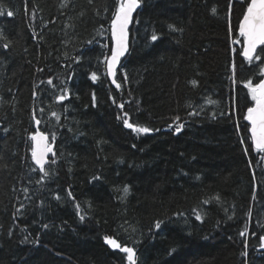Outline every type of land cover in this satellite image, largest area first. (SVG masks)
<instances>
[{
    "label": "trees",
    "instance_id": "16d2710c",
    "mask_svg": "<svg viewBox=\"0 0 264 264\" xmlns=\"http://www.w3.org/2000/svg\"><path fill=\"white\" fill-rule=\"evenodd\" d=\"M114 7L0 0V264H128L106 238L136 264H264V154L244 119L264 54H237L245 4L140 0L120 89L103 63ZM35 120L55 146L47 175Z\"/></svg>",
    "mask_w": 264,
    "mask_h": 264
},
{
    "label": "snow or ice",
    "instance_id": "6c2138e0",
    "mask_svg": "<svg viewBox=\"0 0 264 264\" xmlns=\"http://www.w3.org/2000/svg\"><path fill=\"white\" fill-rule=\"evenodd\" d=\"M91 3L92 0H89ZM240 3L245 4V10L242 14V19L238 23V34L243 38V48L242 52H238V55L243 56L244 60L248 62L249 65L253 61H261V54H264V0H239ZM140 0H115V7L111 14V49L110 55H106L103 63L105 64V75L110 77L112 83L115 85L116 89L121 88V83L117 81L118 66L120 65L121 57L127 51V41H128V28L129 24L132 22L133 13L139 7ZM231 10V5L229 6V12ZM215 9L213 13L215 14ZM3 11H0V15H3ZM7 16L12 17L13 12L8 11ZM172 31L176 29L169 25ZM151 39L156 41L158 37L153 34ZM91 43V42H89ZM233 43L239 44L241 41L234 40ZM7 48V45L4 46ZM102 47H107V45H102ZM260 49V52L257 49ZM77 62H79L77 60ZM233 73L235 72V64L232 65ZM42 71V69H41ZM258 74L264 76V66L258 65ZM91 79L95 82L98 76L95 72L91 74ZM124 80H127L125 74ZM52 84V80L48 81ZM244 87L248 89V94L250 99L254 102V106H249L246 110L244 119L248 122V132L250 133V146L254 148L257 153L264 154V80H260L258 83H253L251 79L244 84ZM63 95L58 97L59 102H63L68 98V90L64 88L62 90ZM93 101H95V95L93 94ZM115 103V100L113 101ZM119 107L123 109L124 105L120 104ZM42 111V110H41ZM190 115H196L197 113H189ZM127 117V113L124 114ZM59 117H57V120ZM177 123L175 124V132L179 131L184 127L183 123H180V117L175 118ZM36 124L39 125L40 121L36 120ZM124 126L130 129L133 133L148 134L152 130L147 127H141L129 122V119H124ZM170 127H173L170 125ZM158 131V130H157ZM33 145L31 147V158L36 165L39 166L40 170L44 172L45 175L48 173L45 171V164L48 162L46 157L50 152H52V147L50 146L48 140V135L41 131H36L35 134L30 136ZM52 139L55 140V135H52ZM243 142V141H242ZM247 151V149H246ZM55 162V161H53ZM127 194L128 189L123 190ZM69 195L71 193L69 192ZM83 219V217H81ZM198 220L199 216L196 217ZM231 218V217H230ZM159 228V222L156 224ZM243 236L244 233H241ZM261 244L264 245V236L260 238ZM105 242L110 245L114 250H119L120 252L127 254L128 264H136L135 261V250L132 247H122L120 243L115 239L106 238ZM246 255V253H245Z\"/></svg>",
    "mask_w": 264,
    "mask_h": 264
},
{
    "label": "water",
    "instance_id": "95a60500",
    "mask_svg": "<svg viewBox=\"0 0 264 264\" xmlns=\"http://www.w3.org/2000/svg\"><path fill=\"white\" fill-rule=\"evenodd\" d=\"M140 9V4H139V7L136 9V11L133 13V19H134V17H135V15L137 14V12H138V10ZM1 11V10H0ZM0 17H1V15H0ZM133 19H132V22L129 24V28H128V41H127V51L125 52V54L121 57V61L125 58V56L127 55V53H128V51H129V40H130V34H129V30H130V27H131V25H132V23H133ZM110 36H111V26H110ZM258 50V49H257ZM121 61H120V64H121ZM120 66V65H119ZM119 66H118V68H119ZM109 79H110V82H111V84H112V87L113 88H116L115 87V85L112 83V80H111V78L109 77ZM263 80H264V78H263ZM254 106V105H253ZM250 127V126H249ZM35 132L36 131H41L40 129H39V125H37L36 124V120H35ZM35 132H34V134H35ZM42 132V131H41ZM45 134V133H44ZM249 135H250V133H249ZM48 142H49V144H50V146L52 147V152H50L49 154H48V156L46 157V159H47V161L49 162V159L50 158H54L55 157V146H54V144L53 143H51L50 142V140H48ZM31 144L33 145V142L31 141ZM32 162L35 164V162L33 161V159H32ZM48 162L45 164V166L48 164ZM36 165V164H35ZM38 168H39V166L38 165H36ZM40 169V168H39ZM108 245V244H107ZM109 247H110V249H112V250H114L110 245H108ZM115 251H119V250H115ZM120 252V251H119ZM136 255V254H135Z\"/></svg>",
    "mask_w": 264,
    "mask_h": 264
},
{
    "label": "bare ground",
    "instance_id": "6f19581e",
    "mask_svg": "<svg viewBox=\"0 0 264 264\" xmlns=\"http://www.w3.org/2000/svg\"><path fill=\"white\" fill-rule=\"evenodd\" d=\"M263 80V79H262ZM123 253V252H122Z\"/></svg>",
    "mask_w": 264,
    "mask_h": 264
}]
</instances>
